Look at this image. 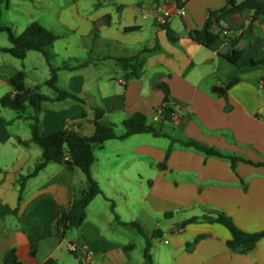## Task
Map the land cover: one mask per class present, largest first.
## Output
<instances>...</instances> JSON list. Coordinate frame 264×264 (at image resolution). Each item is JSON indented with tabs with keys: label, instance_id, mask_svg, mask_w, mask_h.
I'll return each mask as SVG.
<instances>
[{
	"label": "crops",
	"instance_id": "obj_1",
	"mask_svg": "<svg viewBox=\"0 0 264 264\" xmlns=\"http://www.w3.org/2000/svg\"><path fill=\"white\" fill-rule=\"evenodd\" d=\"M174 1L116 0L117 31H107L101 45L107 52L87 66L63 69L68 72L63 88L87 98L86 102L71 98L45 101L41 132L48 135L69 129L91 136L95 133L93 107L97 105L105 109L107 124L118 127L126 117L141 112L152 122L169 125L166 130L174 136L194 139L227 155H208L181 142L174 143L168 155L171 140L152 133L108 140L95 147L92 166L93 177L98 183L105 179L108 186L102 184L103 193L88 205L83 224L60 238L59 211H67L88 189L86 175L78 167L69 168L68 162H51L28 180L19 200L18 180L34 169L42 150L34 143L25 146L20 141L31 138L27 117L33 112L20 116L3 107L0 264L12 249L22 264H146L145 237L115 218L117 214L128 222L127 215L138 217V210L130 205L137 192L150 204V216L164 214L169 220H158L155 229L147 230L149 236L155 230L167 235L160 244H154L153 239V264H264V236L252 250L243 251L229 246L232 234L220 223L184 225L193 216L224 213L245 231L264 232V65L253 63L264 55V16L252 22L251 14L245 13L217 21L210 12L232 0H188L187 13L169 21L178 37L174 43L156 22L158 6H171ZM103 19L104 24L113 21L106 16ZM131 26L139 29L125 30ZM205 29L220 34L210 48L191 37L194 31ZM156 44L159 49L146 55L144 75L127 80L116 59ZM116 46L128 54L114 56L111 49ZM52 47L56 57L68 58L70 64L95 54L88 45L79 47L77 53L63 37ZM235 50L242 53L236 64L226 57ZM109 60L115 61V68L105 65ZM18 71L0 66V84L12 91L11 78ZM234 77L237 82L228 86ZM48 95L56 93L52 90ZM163 105L174 110L170 117L162 113ZM7 147H11L10 156L3 154ZM117 197L125 201V215L115 202ZM121 227L139 235L129 237ZM72 243L78 247L77 255L69 250Z\"/></svg>",
	"mask_w": 264,
	"mask_h": 264
},
{
	"label": "trees",
	"instance_id": "obj_2",
	"mask_svg": "<svg viewBox=\"0 0 264 264\" xmlns=\"http://www.w3.org/2000/svg\"><path fill=\"white\" fill-rule=\"evenodd\" d=\"M245 13L251 14L252 22L264 16V0H243L241 2L232 0L226 7L217 11H211L210 15L215 20L220 21L229 15H244ZM1 15L2 9L0 3V17ZM162 28L166 30L167 36L171 42H177L178 37L169 26V23ZM138 29L139 27L136 26L125 28L126 31H134ZM2 31L8 32L10 45L0 46V51L9 53L19 59H25L30 51H40L46 56H49L50 54L47 52V48L51 47L56 41L63 37L38 21L32 22L20 36H17L11 27L2 25L0 22V32ZM191 37L199 44L210 48L220 37V34L213 32L210 29H205L202 31H194V33L191 34ZM157 49H159V45L157 44L154 46L146 45L134 55L117 58V63L124 71L126 79L132 80L141 78L145 73L146 55ZM241 56L242 53L235 50L233 55H228L226 57L236 64ZM96 60L99 59L92 56V58L89 57L86 61L79 64H69L68 62H65L61 67L51 66V75L50 78L45 81V84L55 91L56 95L54 97L42 92L38 86H27L25 83V73L20 70L11 78L13 90L5 93L0 98V103L3 107L16 110L20 113V116H23L29 107L34 109V113L27 117L31 121V138L29 140L21 139L20 141L25 146L34 143L42 150L41 158L36 163L34 169L26 175H21L18 180L19 200L22 198L28 180L37 176L39 172L45 169L51 162H68L69 168L73 169L74 167H78L86 175L88 189L84 190L82 195L73 201L67 211H59L57 219V235L60 238L66 237L69 231L83 224L87 216L88 205L97 195L103 193L100 184L92 175V166L96 161L95 147L103 145L108 140L125 139L133 134L152 133L155 136H164L171 140L168 155L172 150V146L176 142H181L185 146L195 147L208 155H227L214 147L202 144L194 139L176 137L166 130L163 123L150 122L148 117L141 112L126 117L122 121L124 131L118 133L116 130V124H107L104 122L105 109L97 105L93 107L95 112V133L93 135L85 136L69 129H61L48 135H43L40 126V115L45 101H62L67 98L83 102H86L87 100V98H82L68 89L60 88L59 72L63 69L76 70L87 66ZM253 63L264 65V55L258 59H254ZM236 82L237 78L234 77L228 86H232ZM162 108V113L167 117H170V114L172 115L174 113L172 108L164 105ZM231 158L235 159V157ZM160 167L164 168L165 163L161 164ZM111 209L114 211V203L112 204ZM166 215L170 216L168 213H166ZM116 219L120 224L137 229L140 234L145 236L146 247L144 250V256L147 260L146 264H153L151 255L153 239L161 237V231L155 230L152 235L149 236L146 233L144 226L138 221H123L117 214ZM193 222L220 223L224 225L232 234V237L228 242L229 246L231 248H240L243 251L252 250L261 237L264 236V232H248L237 227L232 218L224 213H219L215 217L208 215L193 216L186 221L184 225ZM75 254L77 255V253ZM3 264H22L15 249H12L7 253Z\"/></svg>",
	"mask_w": 264,
	"mask_h": 264
},
{
	"label": "rangeland",
	"instance_id": "obj_3",
	"mask_svg": "<svg viewBox=\"0 0 264 264\" xmlns=\"http://www.w3.org/2000/svg\"><path fill=\"white\" fill-rule=\"evenodd\" d=\"M0 3L2 9V15L0 17L1 24L11 27L17 36H20L32 22L38 21L55 33L62 35L66 41L76 47L77 53L80 51L79 47L88 45L89 49H93L95 52V54L92 52L89 55L90 58H92V56L97 58L98 55L107 52V49L104 46H101L104 42L106 32L109 31L115 34L117 31L116 23L119 21L116 9V4L118 2H116V0H0ZM98 3L101 5L96 6ZM103 16H106V18H112L113 21L97 28L96 24L103 18ZM91 30L93 32L92 35L89 34ZM9 45L10 40L8 32H0V46ZM59 48H61V46H59ZM111 50L114 56L128 54L121 53V48H119V46L113 47ZM47 52L50 54L49 56H46L40 51H30L25 59H19L9 53L0 51V66H5L6 68L15 67L19 69V71H24L25 83L27 86H38L42 92L51 94L52 89L45 84V81L50 78L51 66L61 67L69 60L68 58L64 60L61 57H56L53 54L52 46L47 48ZM130 52L131 54H134V51ZM105 65L111 68L116 67V63L113 60H109V64ZM117 70L119 71V68H117ZM67 73L68 72L65 70H61L59 72V85L62 86H59L60 88L65 87V84H67ZM9 90L10 87L0 84V96L9 92ZM0 109H3L1 103ZM9 111L17 113L16 110ZM32 112L34 113V109L29 107L25 114L29 115ZM157 121L159 120L153 121V123H157ZM150 122H152V120H150ZM11 128L15 129L16 126H11ZM165 128L169 130L171 127L169 125H165ZM116 130L117 132H123L124 128L122 125H119ZM10 149L11 147H7V149L3 151V154L5 156L12 155ZM99 184L102 188H104L103 185H107V182L105 179L100 178ZM106 188L107 190H110V187ZM134 195L136 196V201L132 198L130 205L133 206L134 209L138 210L139 215L138 217L131 214H129L131 217L127 215V220L129 222L134 220L138 221L144 226L147 233L149 228H156L158 220L161 222L169 221L166 219L164 214H158L159 218L150 216L148 213V211H150V204L144 201V195L141 196L139 192L134 193ZM115 202L118 206H122V210H124L123 214L125 215V201H122V199L117 197L115 198ZM120 203H122V205H120ZM116 221L118 222L117 219ZM121 229H123L122 231H124V233H126L129 237L139 235L138 233L136 234L130 230H125L126 228L121 227ZM135 230L137 231V229ZM163 230L165 229L163 228ZM163 238H167V235L154 238V244L162 243Z\"/></svg>",
	"mask_w": 264,
	"mask_h": 264
},
{
	"label": "built area",
	"instance_id": "obj_4",
	"mask_svg": "<svg viewBox=\"0 0 264 264\" xmlns=\"http://www.w3.org/2000/svg\"><path fill=\"white\" fill-rule=\"evenodd\" d=\"M188 0H176L171 6L161 5L158 6V14L156 17V22L158 26H164L169 23V21L174 16H184L187 13L186 3ZM69 250L72 253H77L78 247L75 244H70ZM90 259L88 255L87 260Z\"/></svg>",
	"mask_w": 264,
	"mask_h": 264
},
{
	"label": "water",
	"instance_id": "obj_5",
	"mask_svg": "<svg viewBox=\"0 0 264 264\" xmlns=\"http://www.w3.org/2000/svg\"><path fill=\"white\" fill-rule=\"evenodd\" d=\"M104 23H105V20L102 18V19H100V20L98 21V23L96 24V27L98 28V27H100L101 25H103ZM216 90H218V91H223L224 89H223V88H220V87H217Z\"/></svg>",
	"mask_w": 264,
	"mask_h": 264
}]
</instances>
